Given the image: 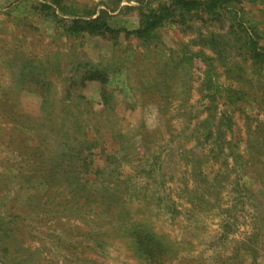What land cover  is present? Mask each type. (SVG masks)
<instances>
[{"label": "rangeland", "instance_id": "obj_1", "mask_svg": "<svg viewBox=\"0 0 264 264\" xmlns=\"http://www.w3.org/2000/svg\"><path fill=\"white\" fill-rule=\"evenodd\" d=\"M51 1L0 0V264H264V65L242 36L264 49V0L146 43L62 20L136 30L170 0ZM210 80L237 93L221 139Z\"/></svg>", "mask_w": 264, "mask_h": 264}, {"label": "trees", "instance_id": "obj_2", "mask_svg": "<svg viewBox=\"0 0 264 264\" xmlns=\"http://www.w3.org/2000/svg\"><path fill=\"white\" fill-rule=\"evenodd\" d=\"M245 0H170L168 2L159 4L158 9L153 11L150 14H143L140 22L139 28L136 30H126V29H113L109 21L107 20V13L104 11L93 19L95 13H85L83 16H78L74 19H64L62 24H64L65 32L68 35H89V36H107L116 34L119 36L124 34L126 39L134 37L135 39L141 42H149L156 31L164 26L169 20H180V19H189L194 15L205 14L211 19H217L225 14H233L236 16L235 12L238 10V6ZM52 2V1H51ZM58 10L64 16L66 15L63 10V6L57 0L52 2ZM51 8V7H50ZM56 19L59 17L54 15ZM73 16V15H71ZM83 17L87 18L84 19ZM250 30V28H246ZM244 29H241L243 32L242 36L244 37V47L248 53V56L253 64L264 65V49L260 48L257 45V41L254 39L259 38V34L251 30L250 32ZM209 74H211L208 71ZM209 90L213 91L210 95L211 101L214 104L215 109L219 106L221 100H223V107L225 111L218 118V126H216V138L221 139L224 132H222V125L226 128L232 126L231 114H228L227 111L230 108L233 110V106L237 103V93L235 90L224 89L218 84H214L211 80L209 81ZM223 148L219 146V150ZM136 245L139 248V251L147 255L151 260L154 258H159L161 256L160 251L162 250L159 247V243L156 241L155 237L151 234L141 230L140 233L135 235Z\"/></svg>", "mask_w": 264, "mask_h": 264}]
</instances>
